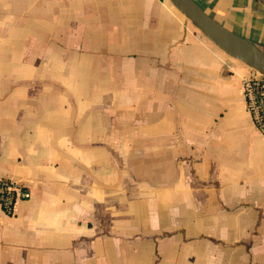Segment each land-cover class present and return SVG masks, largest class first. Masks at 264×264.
I'll list each match as a JSON object with an SVG mask.
<instances>
[{"label": "crops", "instance_id": "obj_1", "mask_svg": "<svg viewBox=\"0 0 264 264\" xmlns=\"http://www.w3.org/2000/svg\"><path fill=\"white\" fill-rule=\"evenodd\" d=\"M264 50V0H195ZM251 69L170 0H0V264H264Z\"/></svg>", "mask_w": 264, "mask_h": 264}, {"label": "water", "instance_id": "obj_2", "mask_svg": "<svg viewBox=\"0 0 264 264\" xmlns=\"http://www.w3.org/2000/svg\"><path fill=\"white\" fill-rule=\"evenodd\" d=\"M211 42L230 57L264 75V50L249 39L225 27L195 0H170Z\"/></svg>", "mask_w": 264, "mask_h": 264}, {"label": "built area", "instance_id": "obj_3", "mask_svg": "<svg viewBox=\"0 0 264 264\" xmlns=\"http://www.w3.org/2000/svg\"><path fill=\"white\" fill-rule=\"evenodd\" d=\"M242 78V92L248 112L257 129L264 136V75L250 68ZM31 197V191L11 178H0V204L11 214L20 199Z\"/></svg>", "mask_w": 264, "mask_h": 264}, {"label": "rangeland", "instance_id": "obj_4", "mask_svg": "<svg viewBox=\"0 0 264 264\" xmlns=\"http://www.w3.org/2000/svg\"><path fill=\"white\" fill-rule=\"evenodd\" d=\"M250 68V67H249Z\"/></svg>", "mask_w": 264, "mask_h": 264}]
</instances>
